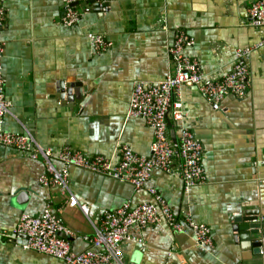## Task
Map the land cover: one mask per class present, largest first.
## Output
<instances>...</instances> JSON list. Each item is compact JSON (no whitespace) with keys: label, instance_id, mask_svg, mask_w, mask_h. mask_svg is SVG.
I'll return each mask as SVG.
<instances>
[{"label":"crops","instance_id":"obj_1","mask_svg":"<svg viewBox=\"0 0 264 264\" xmlns=\"http://www.w3.org/2000/svg\"><path fill=\"white\" fill-rule=\"evenodd\" d=\"M254 1L84 0L74 4L79 20L68 26L61 22L62 0H4L2 74L10 106L5 129L27 130L41 146H70L90 157L117 161L123 144L139 155L150 154L152 129L143 119L127 116L129 101L137 82L158 83L173 70L168 49L178 29L193 38L186 52L210 77L229 71L239 49L251 52L245 59L250 86L244 98L228 95L215 106L195 87H182V123L204 151L205 181L188 191L176 173L159 168L136 189L70 167L69 187L90 205L88 218L66 205V195L40 183L46 172L42 160L0 145V264H62L25 247L24 235L11 234L22 212L38 216L51 207L73 232L68 236L72 249L81 251L90 246L84 236L93 233L92 222L98 223L102 210L116 209L127 199L151 200L149 187L163 195L179 219L189 213L209 226L213 244L196 246L189 227L133 226L121 243L125 264H264V228L253 234L235 219L258 216L264 222V27L249 24ZM94 33L111 48L97 53ZM168 136L179 139L172 120ZM178 162L175 156L174 169Z\"/></svg>","mask_w":264,"mask_h":264},{"label":"built area","instance_id":"obj_2","mask_svg":"<svg viewBox=\"0 0 264 264\" xmlns=\"http://www.w3.org/2000/svg\"><path fill=\"white\" fill-rule=\"evenodd\" d=\"M62 1V24H75L79 20V14L74 4L84 0ZM248 16L251 26L264 27V0L252 2L248 7ZM4 23V0H0V145L13 147L32 159L42 160L46 172L40 175V183L66 195L67 206L78 208L89 218L90 205L80 201L69 187L70 167L123 181L136 189L145 186L154 168L176 173L185 191L205 181L202 169V142L182 123L185 116L181 101L182 87H195L215 106L228 95L238 99L244 98L250 86L248 66L245 62L251 52L250 47L236 52L232 68L220 78L210 77L201 71L199 62L186 52V49L193 45V38L178 29L168 49L173 70L158 83L137 82L129 101L127 116L143 119L152 129L151 152L148 156L139 155L123 144L119 147L118 160L113 161L100 154L90 157L70 146L44 147L27 130L14 133L5 129L4 120L10 106L6 100L5 78L2 74L4 42L1 33ZM90 37L97 53L111 48V42L101 34L94 33ZM171 120L179 128V139L176 142L168 136V124ZM175 156L179 157L176 169L172 167ZM55 162H59L60 167L55 166ZM148 193L151 200L135 204L127 199L116 209L102 210L98 223L90 220L93 233L84 236L90 246L81 251L72 249L71 242L63 235L73 236V232L56 217L49 206L38 216L22 212L11 234L24 235L25 247L60 258L62 264H125L121 243L130 238L129 228L133 226L145 228L164 223L174 231H184L185 227H189L196 246H212L209 226L196 222L189 213L179 219L168 201L154 187H149Z\"/></svg>","mask_w":264,"mask_h":264},{"label":"water","instance_id":"obj_3","mask_svg":"<svg viewBox=\"0 0 264 264\" xmlns=\"http://www.w3.org/2000/svg\"><path fill=\"white\" fill-rule=\"evenodd\" d=\"M76 4L77 3H75V5ZM70 92L71 91L69 90L68 95H70ZM79 98H80L79 94H78V96L76 94V100H75L76 102L75 103L79 102ZM173 141H176V140H173ZM249 214H255V213H249ZM56 217H58V216L56 215ZM235 219H236V221H239V224H238L239 228H242L244 230H249L250 228H253L251 231V233H253V234L257 233L261 227L264 228V222H262V223L259 222L258 216L247 218V217H244L241 215V216L235 217ZM262 234L264 235V231L262 232ZM257 244L260 245V243H257Z\"/></svg>","mask_w":264,"mask_h":264},{"label":"bare ground","instance_id":"obj_4","mask_svg":"<svg viewBox=\"0 0 264 264\" xmlns=\"http://www.w3.org/2000/svg\"><path fill=\"white\" fill-rule=\"evenodd\" d=\"M64 237H65V235H63ZM67 237V239H68V236H66ZM70 241V240H69ZM75 251V250H74ZM57 259H60V258H57Z\"/></svg>","mask_w":264,"mask_h":264}]
</instances>
